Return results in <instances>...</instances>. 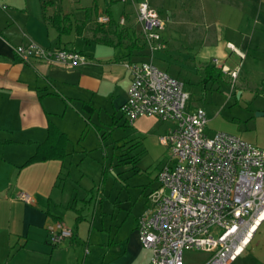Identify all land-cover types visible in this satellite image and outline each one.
<instances>
[{
  "label": "crops",
  "instance_id": "obj_1",
  "mask_svg": "<svg viewBox=\"0 0 264 264\" xmlns=\"http://www.w3.org/2000/svg\"><path fill=\"white\" fill-rule=\"evenodd\" d=\"M1 1L6 8L0 7V264H149L152 253L139 239L138 220L150 207L149 195L157 189L159 171L170 161V149L166 146L170 157L159 160L155 180L148 175L157 159L146 153L141 142L136 147H143L144 156L118 160L126 178L119 172L115 181L108 182V173L114 169L103 167L100 183L84 187L72 165L65 162L73 152L63 119L67 110L74 109L91 124L106 97L122 113L131 84L125 65L148 59L137 20L140 0ZM114 1L124 4L118 19L113 16ZM150 3L168 19L162 34L168 47L184 41L186 52H194L195 60L202 56L211 61L202 66L205 82L220 77L231 81L233 95L254 91L259 98L264 96V0ZM54 15L68 16L61 23L68 32L60 34L51 24ZM104 16L110 21L99 20ZM182 28L186 32L178 39ZM71 35L98 44L95 57L66 46L74 43L66 38ZM138 38H142L141 44ZM29 42L77 50L89 59L79 67L39 59L24 63L14 48ZM229 43L244 57L231 50ZM215 60L239 69L234 82ZM256 110L257 116L248 115L246 126L234 127L232 134L264 149V103ZM51 122L68 138L65 157L26 165L46 141ZM161 123L167 125L159 137L173 127L171 122ZM134 176L136 181L131 180ZM22 192L31 196V203L19 199ZM57 223L71 228L73 236L55 245L50 228ZM260 227L247 249L252 247L251 260L264 264V236L255 240Z\"/></svg>",
  "mask_w": 264,
  "mask_h": 264
},
{
  "label": "built area",
  "instance_id": "obj_2",
  "mask_svg": "<svg viewBox=\"0 0 264 264\" xmlns=\"http://www.w3.org/2000/svg\"><path fill=\"white\" fill-rule=\"evenodd\" d=\"M0 7L6 8L1 0ZM99 20L110 21L107 16ZM137 20L151 57L125 65L131 84L121 112L130 125L143 117L173 124L159 137L171 158L159 171L160 186L149 195L150 207L138 220L139 239L151 250L149 264H184L188 250L209 253L203 264H232L264 221V149L232 133L207 134L205 109L191 107L185 83L152 60L154 53L166 47L162 35L166 19L150 0H140ZM228 47L244 57L233 44ZM14 51L24 63L39 59L79 67L87 62L86 55L77 50L46 48L34 42ZM215 64L233 82L238 77V68L233 70L218 60ZM19 199L32 201L24 192ZM50 233L55 245L73 236V230L62 223L51 227Z\"/></svg>",
  "mask_w": 264,
  "mask_h": 264
},
{
  "label": "rangeland",
  "instance_id": "obj_3",
  "mask_svg": "<svg viewBox=\"0 0 264 264\" xmlns=\"http://www.w3.org/2000/svg\"><path fill=\"white\" fill-rule=\"evenodd\" d=\"M86 1L84 3H87ZM123 7L124 4L120 1L113 2V16L116 19L120 18ZM166 21L168 22V19ZM113 27L118 29L116 24H113ZM178 32L180 34L176 37L181 39L183 38L182 33L186 31L182 28ZM66 38L74 42L66 44V46L74 47L88 56L95 57L98 44L85 42L84 39L75 40L74 35ZM138 40L139 44L143 42L142 38H138ZM164 43L166 48L154 53L152 60L157 67L167 71L170 75L178 77L182 81L186 79L185 88L192 94L193 107H203L206 111L208 118L206 132L209 136L217 131L233 133L234 127L240 124L243 127L246 126L248 115L257 116L256 107L264 103V96L259 98L254 91H249L244 96H241L243 94L233 95L234 86L231 81L220 77L217 81L205 82L202 66L206 62L207 64L211 62L210 60L204 61L202 56L195 60L194 52H186L187 44L184 41L179 42L178 45L169 44V47L165 40ZM147 57L148 59L151 57L149 50ZM102 101V108L91 118V124H88L82 116L80 117L74 109L67 110L63 114L70 138L69 150L73 152L72 156L65 161L66 165L68 162L72 165V172L75 173L76 179L81 180V185L84 187L100 183L103 167L114 169L113 172L108 173V182H112L115 181L114 176L122 170V162L118 163L119 159L144 156L143 147H136L142 142L147 149L146 153L152 155L155 160L157 159L150 175H148L151 180H155L159 160L164 162L170 157V151L159 139V135L162 133L161 128L167 124H162L156 118L146 117L131 126L125 122L122 113L112 108L109 98H103ZM97 126L99 130H97ZM120 175L126 178V172H120ZM131 180L136 181L137 179L134 176ZM159 186L158 181L156 188ZM257 236L255 240L264 236V224L260 227ZM251 251L252 247L250 246L238 256L233 264H258L253 259L251 260ZM209 255L203 251H185L184 264H203Z\"/></svg>",
  "mask_w": 264,
  "mask_h": 264
},
{
  "label": "trees",
  "instance_id": "obj_4",
  "mask_svg": "<svg viewBox=\"0 0 264 264\" xmlns=\"http://www.w3.org/2000/svg\"><path fill=\"white\" fill-rule=\"evenodd\" d=\"M68 16L54 15L49 19L52 25H54L60 34L68 32L67 27L61 24L66 20ZM121 36V33L118 35ZM144 48L145 46H141ZM68 142V138L64 132H62L54 123L49 124L48 137L44 143L39 145L34 156H32L26 165L47 161L50 159H62L65 157V148Z\"/></svg>",
  "mask_w": 264,
  "mask_h": 264
}]
</instances>
